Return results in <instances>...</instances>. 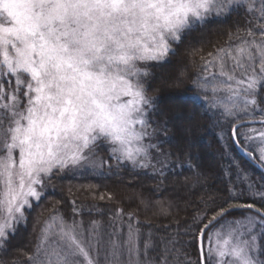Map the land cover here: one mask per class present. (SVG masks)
Masks as SVG:
<instances>
[{
    "label": "snow or ice",
    "instance_id": "6c2138e0",
    "mask_svg": "<svg viewBox=\"0 0 264 264\" xmlns=\"http://www.w3.org/2000/svg\"><path fill=\"white\" fill-rule=\"evenodd\" d=\"M237 5L245 27L201 57L190 88L246 155L258 152L264 167V0H0V255L26 225L25 210L40 200L45 179L69 168L102 172L108 163L102 150L117 169L130 164L164 177L173 153L151 140L163 132L189 142L195 127L190 104L162 102L189 75L168 66L186 35L213 16L227 18ZM188 166L195 167L190 158ZM248 188L262 206L232 202L239 195L231 188L222 204L213 200L194 217L197 258L184 254L183 264H264V184ZM106 198L111 194L99 197ZM237 208L252 214L225 221ZM124 215L117 209L107 233L99 221L85 228L53 215L26 264H170L169 255L180 254L169 239L161 255L151 256L152 233L131 222L133 213L127 231L123 223L118 229Z\"/></svg>",
    "mask_w": 264,
    "mask_h": 264
},
{
    "label": "trees",
    "instance_id": "16d2710c",
    "mask_svg": "<svg viewBox=\"0 0 264 264\" xmlns=\"http://www.w3.org/2000/svg\"><path fill=\"white\" fill-rule=\"evenodd\" d=\"M235 7L237 11L227 18L213 16L203 27L186 35L168 66L170 73L179 68L189 75L179 89L162 95V102L182 99L190 104L195 112V127L189 142L178 140L171 133L165 137L163 132L158 134L159 139L151 140V143L159 144L161 152L173 153L167 161L164 177L151 168L133 169L130 164H122L117 169L116 161L108 158L107 150L99 153L108 162L102 172L71 169L56 172L45 179L40 188L43 193L40 200L31 201V207L25 210L27 223L19 226L11 237L8 254L0 255L3 264H11L13 260L26 264V254L33 253L44 221L53 215H61L69 223L75 219L83 224L99 221L112 226L117 209H122L125 215L122 222L116 219V224L123 223L126 231L127 214L133 213L136 219L131 222L135 224L138 220L142 233H152L156 249L150 252L151 256L161 255L164 242L174 239L178 242L175 248L180 254H170L169 262L183 264L184 254L193 261L197 258L196 245L191 243L197 231L194 217L203 214L206 206H212L213 200L216 205L222 204L231 188L239 195V199L232 202H256L258 207L262 206L258 200L252 199L248 184L254 183L259 188L264 184V174L236 151L229 127L223 123L218 125L214 110L209 109L190 88L192 78L200 71L201 57L208 58V53L227 46L229 33H234L237 26L245 27L246 17L239 14V5ZM247 15L250 19L251 14ZM149 93L152 94L151 88ZM189 158L194 168H189ZM108 164L112 165L111 171ZM109 194L112 199H99L101 195L107 197ZM72 201H76L75 214ZM245 212L250 211H235L227 217L244 215Z\"/></svg>",
    "mask_w": 264,
    "mask_h": 264
},
{
    "label": "rangeland",
    "instance_id": "374dc122",
    "mask_svg": "<svg viewBox=\"0 0 264 264\" xmlns=\"http://www.w3.org/2000/svg\"><path fill=\"white\" fill-rule=\"evenodd\" d=\"M244 3L245 4H247V0H244ZM248 127H255V128H260L261 127V125L260 124H252V125H248ZM243 140V139H242ZM243 143H244V141H243ZM249 150L250 151H252V148H249ZM244 154H245V152H244ZM153 155L155 156L156 154L153 152ZM245 156H247L248 158H250L248 155H246L245 154ZM254 156H255V158H251L254 162H258V152H256V153H254ZM247 158V159H248ZM250 161V160H249ZM152 163L153 164H156V160L154 159L153 161H152ZM259 163V162H258ZM260 164V163H259ZM157 167H160V165H156ZM69 169H71V168H69ZM71 170H76V171H81V170H84V171H92V172H97V171H95V170H93V169H89V168H85V169H79V168H76V169H71ZM78 171V172H79ZM38 190L39 191H41L40 190V188H38ZM33 200H35L34 198L31 200V201H33ZM244 211H246V210H244ZM250 214H252V213H250V212H245L244 213V215H239V216H233V217H226L225 218V221H227V222H230V221H232V220H239V219H242L243 217H245V216H248V215H250ZM225 221H222L221 223H225ZM89 224H90V222L89 223H87V224H84V226H85V228H87L88 226H89ZM100 225H101V232H103V233H107V232H110V231H112V230H110L109 228H112V226H109V225H107V224H102V223H100ZM116 226H117V228L119 229V227L121 226V224H116ZM217 227H219V225H217ZM123 230L126 232V230H125V227L123 228Z\"/></svg>",
    "mask_w": 264,
    "mask_h": 264
},
{
    "label": "water",
    "instance_id": "95a60500",
    "mask_svg": "<svg viewBox=\"0 0 264 264\" xmlns=\"http://www.w3.org/2000/svg\"><path fill=\"white\" fill-rule=\"evenodd\" d=\"M259 124V123H257ZM249 125H252V124H249ZM232 140V139H231ZM232 143H233V146L234 148L236 149V151L240 154H242L243 156H245L244 152L241 150V147L237 146L233 140H232ZM246 158H248L247 156H245ZM248 160H250V162L253 164L254 167H256L259 171H261L263 174H264V167H262L258 162H254L251 158H248ZM244 210H247V209H244V208H237V209H234L232 212H235V211H244ZM249 211V210H248Z\"/></svg>",
    "mask_w": 264,
    "mask_h": 264
}]
</instances>
